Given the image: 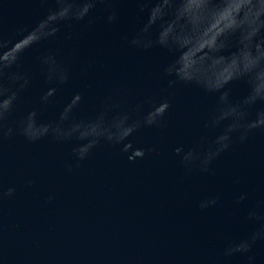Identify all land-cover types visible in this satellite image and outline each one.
Wrapping results in <instances>:
<instances>
[{
	"label": "water",
	"instance_id": "obj_1",
	"mask_svg": "<svg viewBox=\"0 0 264 264\" xmlns=\"http://www.w3.org/2000/svg\"><path fill=\"white\" fill-rule=\"evenodd\" d=\"M49 6L39 0H0L5 33L14 39L17 27H30ZM113 6L118 12L112 23L106 22L105 6L97 5L90 26L88 18L73 22L56 40L25 54L22 65L32 73V86L12 119L38 107L42 120H55L75 91L83 93L76 116L85 117L118 90L128 109L140 104L141 111L149 107L146 97L167 95L171 107L165 126L143 127L129 137L134 146L154 149L132 161L120 145L103 141L77 164L72 147L78 141L29 142L20 135L5 140L0 184L15 192L0 200V264H244L239 254L225 261L219 253L227 241L251 231L248 209L261 203L264 212V132H253L243 144L234 142L212 161L210 172L188 171L173 149L187 150L202 136L212 138L227 122L216 130L203 127L214 97L198 89L164 91L159 68L171 57L159 48L127 46L124 37L140 27L145 14L136 0H115ZM68 32L73 39L64 38ZM47 47L61 50L71 79L53 104L40 107L37 98L45 85L36 57ZM72 49L75 56L67 57ZM88 61L93 67L82 71ZM230 87L234 99L247 90L243 81ZM241 193L246 199L237 203ZM211 196L219 197L217 203L201 209L199 202ZM253 250L258 264H264V244Z\"/></svg>",
	"mask_w": 264,
	"mask_h": 264
},
{
	"label": "clouds",
	"instance_id": "obj_2",
	"mask_svg": "<svg viewBox=\"0 0 264 264\" xmlns=\"http://www.w3.org/2000/svg\"><path fill=\"white\" fill-rule=\"evenodd\" d=\"M39 2L50 6L30 27H17L14 39L5 33L0 15V146L15 135L29 142L45 137L61 142L75 140L78 143L72 147V153L77 164L102 141L120 145L121 151L128 153L129 161L153 151L134 146L129 137L143 127L165 126V116L171 107L167 95L146 97L144 102L149 107L141 111L140 104L128 109L116 90L105 96L92 114L78 118L76 112L83 93L75 91L55 120H42L38 107H30L18 119H12L17 105L32 86V73L22 65L25 54L56 40L62 27H71L73 22L88 18L90 26L91 13L97 5L105 6L107 23H112L118 12L113 6L115 0ZM136 3L145 16L140 27L130 37H124L126 45L140 51L159 48L168 53L171 58L159 68L166 83L164 91L177 86L198 89L214 97L203 127L216 130L227 122L214 137L202 136L198 144L187 150L182 146L173 149L188 171L198 167L202 173H208L212 161L234 142L243 144L253 132H264V0H136ZM64 38L73 39L74 34L68 32ZM5 52L10 54L5 56ZM65 55L74 57L75 50ZM92 67L93 62L88 61L82 71ZM36 68L45 85L37 103L40 107L48 106L55 102L59 89L69 83L71 70L61 58V50L53 47L40 52ZM235 81H243L247 90L234 99L230 86ZM32 183L31 179L26 180V184ZM14 192V187L5 189L0 184V200ZM218 199V196L203 199L199 207L213 206ZM245 199L246 194L241 193L236 201ZM260 208L258 203L246 213L254 224L251 231L225 243L219 253L225 261L239 254L244 264H258L253 249L258 243L264 244V212Z\"/></svg>",
	"mask_w": 264,
	"mask_h": 264
}]
</instances>
